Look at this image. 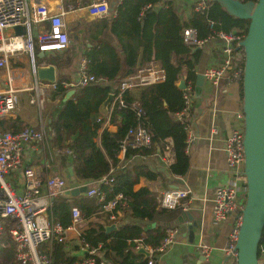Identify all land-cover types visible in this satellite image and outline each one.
Returning <instances> with one entry per match:
<instances>
[{
    "label": "built area",
    "instance_id": "obj_1",
    "mask_svg": "<svg viewBox=\"0 0 264 264\" xmlns=\"http://www.w3.org/2000/svg\"><path fill=\"white\" fill-rule=\"evenodd\" d=\"M210 2L211 0H197L190 9L204 12ZM152 6L150 3L147 8ZM83 8L92 17H104L111 12L108 0H77L76 3H69L67 0H0V71H4L0 78H6V84L0 88V238L9 235L13 240L14 264H98V248L91 246L83 238L86 230L83 210L77 205L72 207V221L68 226H64L52 213L55 201L68 189L88 185L86 195L96 197L101 204V211L107 212L110 221L114 223H117L125 210L130 209L131 198L124 192L109 195L101 187V183L114 186V168L111 169L110 175L92 179L79 178L76 182L69 183L71 177L66 172L49 174L41 166L26 165L25 156L28 151L51 147L56 136L52 126L43 125L38 128L26 125L15 131L4 128L1 124L2 119L15 115L23 92L33 90L40 98L45 92V87L57 88V82L45 83L39 80V52L52 54L68 48L71 44L69 15ZM18 25L22 26V32L17 31ZM246 34L237 29L220 30L202 38L196 27L187 26L183 29L184 41L192 47H202L213 38L220 42L216 61L205 66L200 73L212 94L215 89L214 104L229 90L238 89L241 92L246 60L242 41ZM25 66H28V70ZM79 72L77 81L66 83L70 89L77 90V95L82 91L76 101L78 115L90 108L91 93L87 91L88 86L99 82L111 83L108 77L98 76L90 70L86 55L80 58ZM165 77V69L156 60L146 62L136 72L122 77L115 86L117 91H112L114 98L108 113L93 111L97 120L102 122L101 128L104 130L113 127L111 114L116 107H128L126 91L162 81ZM184 90V106L175 113V117L183 123L186 122L189 149L194 140L189 116L194 106L195 88L191 83H187ZM31 101H35V98ZM131 106L136 112L137 122L128 129L120 142L117 155L121 159L130 147L151 148L154 145L153 122L141 107L139 100L133 101ZM213 131L218 130L214 127ZM244 136L245 112L240 107L234 112L232 129L224 143L227 179L217 186L213 197V224L218 226L233 217V224L224 246L230 264H238L237 243L248 195L249 177L245 171ZM56 151L66 154L70 160L74 156L70 148H58ZM158 153L164 161H171L175 156L172 140H168ZM168 161L166 162L169 163ZM21 170L22 182L15 184L12 174ZM189 192L190 190L184 187L159 190L156 192L157 207L188 208L191 202ZM179 232L178 226H168L159 245H145L142 239H135L133 246L135 249H145L149 252L148 264H157L158 255L176 241ZM77 239L80 240L82 248H87L88 251L74 260L57 259L52 251L43 248L44 244L53 240L67 244ZM200 247L205 255H209L212 248L210 245L201 243Z\"/></svg>",
    "mask_w": 264,
    "mask_h": 264
},
{
    "label": "trees",
    "instance_id": "obj_2",
    "mask_svg": "<svg viewBox=\"0 0 264 264\" xmlns=\"http://www.w3.org/2000/svg\"><path fill=\"white\" fill-rule=\"evenodd\" d=\"M152 7L147 8L148 4ZM250 19L230 14L219 2L211 0L209 7L204 11H192L188 19H182L174 0H121L116 6V13L109 19L96 20L89 24L88 31L96 35L90 39L91 46H87L84 53L89 59L90 70L98 76L108 77L111 83L101 82L88 86L91 93L90 108L82 114L76 113V101L82 91L68 100H64L70 90L65 82L67 78L60 75L57 81L56 92L60 95V107L52 117L51 126L56 131L54 145L58 148H70L74 152L71 163L75 174L72 179L100 178L112 175L114 186L101 183V187L113 195L124 192L131 198L128 211L138 220H152L158 213V200L155 193L148 187L138 189L135 184L141 177L155 180L160 172L145 161L131 163L135 156H149L166 145L168 138L172 139L175 161L170 170L179 175L187 173L190 167V154L187 149L186 122L175 117V113L184 106V89L177 83L185 71V80L196 89L200 73L197 64L200 60L201 49L194 50L183 38V29L187 26L196 27L199 36L209 37L216 31H230L237 29L247 33ZM144 47L142 65L150 60L158 61L165 69L164 80L141 87L139 96L130 90L125 92L128 107H116L111 114L112 123L117 125L116 130L102 127L93 111H100L102 103L110 92L117 91V80L138 70L137 61L141 48ZM74 59L70 47L53 55L47 63H54L60 70L72 64ZM44 60H40L43 62ZM243 87L241 88L242 95ZM77 95V96H76ZM243 98V96H242ZM140 101L141 107L153 122V142L151 148L130 147L125 153L123 161L118 157L120 142L128 129L137 122L136 112L131 103ZM4 128H9L7 119H2ZM20 130L21 128L15 126ZM101 135V142L96 138ZM78 205L85 217L97 214L101 204L96 197L80 193L70 198L59 196L55 201L52 213L64 226L72 221V207ZM165 209V208H164ZM161 209V210H164ZM166 226L146 228L139 222H121L117 229L107 232L105 224H90L83 234V238L91 246L105 251V256L114 259L115 264H148V257H144L138 249L130 246V240L142 239L145 245L157 246L163 239ZM8 235L6 242L9 244ZM54 255L60 260H74L75 256H67L64 243L53 240ZM134 248V249H133ZM264 249V231L259 246V256ZM48 251V250H47ZM15 245L8 247L0 244V263L15 259ZM99 261V260H98ZM264 264V257H262Z\"/></svg>",
    "mask_w": 264,
    "mask_h": 264
},
{
    "label": "crops",
    "instance_id": "obj_3",
    "mask_svg": "<svg viewBox=\"0 0 264 264\" xmlns=\"http://www.w3.org/2000/svg\"><path fill=\"white\" fill-rule=\"evenodd\" d=\"M67 1L69 3L77 2V0ZM87 1L91 2L93 0ZM108 1L110 5L112 1H116L117 6L121 0ZM195 1L197 0H174L176 8L183 20L188 19L192 15L193 10L190 9V6ZM115 13L116 7L104 17H92L84 8L70 13L68 29L69 31H73L74 29L76 31V37L73 39L71 38V44L69 46L70 51L74 55V59L71 65L62 68L61 70L57 67L58 77L64 75L67 78L65 84L75 82L79 79L80 58L85 55L83 53L86 47L91 46L90 39L94 38L96 35L94 32H87L88 28L85 24L83 25L81 21L82 18L87 16L89 17V20L96 19L99 21L104 18H111ZM96 20H93L92 22ZM70 23L75 24L71 30ZM84 37L85 40H83ZM219 48L220 42L215 38L210 39L201 47L202 52L197 64V71L199 73H201L205 66L216 61ZM55 54L57 55L58 53H45L44 57L48 60ZM44 57H39V61L41 59L44 60L43 62H40V64L46 62ZM25 68L28 70V66H25ZM3 73L4 71H0L1 75H4ZM121 78L122 77H120L119 80ZM181 78H185V71ZM119 80H117L115 84H118ZM5 84L6 78L1 77L0 88ZM203 87L204 90L201 100L198 101V97L194 98V106L192 113L189 116V125L194 140L188 149L190 154V167L187 173L183 175L173 173L169 167L171 163L175 161V156L171 161L166 160L169 162L167 163L158 153L160 148L153 155L146 157L135 156L129 160L131 163L145 161L146 163H149L153 169L160 172L155 180L141 177L140 182L135 184L136 189L142 186H148L155 195L159 190L167 188L184 187L190 190L189 198H191V202L189 203L188 208H161L164 210L159 209L160 211L158 215L152 220L135 219L127 209L117 221L118 227L121 222L125 221L129 223L139 222L146 228L158 227L161 225L166 227L176 225L180 228L176 241L158 255L157 264H230L229 257L225 254L224 246L233 224V217H229L222 224L215 226L213 224V197L217 186L224 183L227 179V162L224 143L232 129V117L234 112L240 107L243 108V98L238 89H232L214 104L213 97L216 95L215 89L212 94L208 85L204 82ZM130 91L136 96H139L140 88L132 89ZM196 91L197 87L195 93ZM32 98H35V101H31ZM60 100V95L56 92V88L54 87H45V92H43L40 98L36 96L33 90L25 91L20 96L18 109L15 115L4 119L8 120L9 128L12 130L17 129L15 126L22 129L26 125H34L38 128L43 125L51 127L52 117L56 115V109L61 105ZM214 127L217 128V132L213 131ZM111 129L116 130L117 125L113 123ZM99 131L101 132L103 129L100 128ZM100 136L101 135L95 140L97 143L101 142ZM168 140L170 141L172 139L168 138L166 140L167 143ZM57 149L58 147L54 145V141L52 140L51 147L36 149L32 152L28 151L25 156V163L26 165L33 164L41 166L49 174L65 172L71 163V160L66 154L61 152L57 153ZM123 159L124 157L121 161H123ZM12 177L15 184L22 182V170L13 173ZM76 181L74 178L72 179V177L69 178V183ZM79 194L68 197L73 198ZM63 196L67 195L63 194ZM98 223L107 225L114 223V221H110L108 213L101 211V209H99L97 214L95 213L89 218L85 217L84 225L86 228L90 226V224L95 225ZM6 239L7 238L1 237L0 244L8 247V245L14 243L13 240L10 239V243L8 244ZM52 242L53 241L47 242L44 244L43 248L52 251L54 254V251L51 248L53 246ZM129 242L132 247L133 240H130ZM201 243L208 244L212 247L209 255H205L203 249L200 247ZM63 248L67 256H69L68 254L70 253L75 257L82 256L77 255L82 249L79 239L64 244ZM138 250L144 255V257H148L147 252L144 251L145 249ZM97 255L99 260L98 264H115L114 259L105 256V251L100 248H98ZM8 261L12 264V262H15V259L7 260V262Z\"/></svg>",
    "mask_w": 264,
    "mask_h": 264
},
{
    "label": "water",
    "instance_id": "obj_4",
    "mask_svg": "<svg viewBox=\"0 0 264 264\" xmlns=\"http://www.w3.org/2000/svg\"><path fill=\"white\" fill-rule=\"evenodd\" d=\"M219 2L230 14L250 19L247 34L242 43L246 51L245 69L243 77V110L245 112V171L249 177L247 202L244 209V220L241 226L237 248L239 251L238 264H259V246L264 231V0H214ZM112 1L110 11L116 7ZM22 32V26L16 27ZM201 49L196 46L194 50ZM45 56L44 51L39 57ZM144 47L138 56L137 66H142ZM198 82L195 97L201 100L204 78L202 74ZM38 78L42 82L55 83L58 80V70L54 63H41L38 67ZM178 87L185 89L187 82L181 78ZM76 92L71 88L64 100L71 98ZM114 98L111 92L101 105L100 111L108 113L109 105ZM199 103V102H198ZM69 177L74 176L72 163L65 171ZM88 185L77 189H68L64 195L71 196L79 193L87 194ZM106 231L118 228L117 223L105 225ZM143 250V249H142ZM87 248H82L77 255H85ZM147 252L149 255V252Z\"/></svg>",
    "mask_w": 264,
    "mask_h": 264
},
{
    "label": "rangeland",
    "instance_id": "obj_5",
    "mask_svg": "<svg viewBox=\"0 0 264 264\" xmlns=\"http://www.w3.org/2000/svg\"><path fill=\"white\" fill-rule=\"evenodd\" d=\"M93 20H96V19H93ZM93 20H89V17H87V16H85V17H83L82 18V23H83V25L85 24L88 28H89V23H91ZM76 24H77V21H76ZM75 26V24L74 23H70V30L73 28ZM69 33H70V37L73 39V38H75L76 37V31H75V29L73 30V31H69ZM83 40H85V37L83 38ZM77 41L79 42V40L77 39ZM56 53H59V51L58 52H56ZM48 55V54H47ZM46 57H44V59H45ZM45 104H46V101H45ZM8 236H4L3 238H7ZM10 237V236H9ZM0 264H10V261H6V262H4V263H0ZM12 264H14L13 262H12ZM259 264H262V261H260L259 262Z\"/></svg>",
    "mask_w": 264,
    "mask_h": 264
}]
</instances>
